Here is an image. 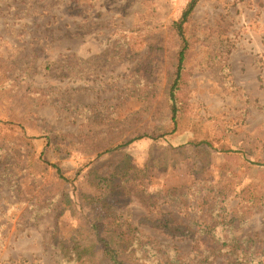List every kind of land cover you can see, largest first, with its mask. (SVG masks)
<instances>
[{
	"label": "rangeland",
	"instance_id": "obj_1",
	"mask_svg": "<svg viewBox=\"0 0 264 264\" xmlns=\"http://www.w3.org/2000/svg\"><path fill=\"white\" fill-rule=\"evenodd\" d=\"M189 1L0 0V264H77L89 222L135 264H264V0L198 1L175 123Z\"/></svg>",
	"mask_w": 264,
	"mask_h": 264
},
{
	"label": "trees",
	"instance_id": "obj_2",
	"mask_svg": "<svg viewBox=\"0 0 264 264\" xmlns=\"http://www.w3.org/2000/svg\"><path fill=\"white\" fill-rule=\"evenodd\" d=\"M198 1L199 0H190L187 3L185 9L183 10L180 18L176 20L173 24L175 32L177 33V35L179 36L181 40V48L178 52V59H177L176 67H175L174 77H173V80H172V83L169 89V94H168V103L170 105L171 112H172V120L175 123L177 121V116H178L179 83L182 77V73L184 70V64L187 58V51L189 48V40L186 35L185 28L190 20V16L193 13ZM134 140H136V138L131 140L130 142H133ZM130 142L117 145L115 148L121 147ZM58 172H60V169H58ZM61 177L62 179L65 180V177L63 175H61ZM89 226H90V229H92L93 233L95 234V239H93L89 243V246H86L84 250L75 251L74 249L76 247L69 250L68 254H70L69 255L70 257L66 258V260L71 261L72 258L76 257L78 259L77 264H135L134 257H131V258L126 257V253L124 250L113 246L112 243L114 241V237L108 238L106 235L103 234V232L101 231V228L103 225L101 223L89 222ZM215 227H217V225ZM224 244L225 242L223 241V245ZM140 245H141L140 241L134 239V246L135 247L138 246V248H135L136 249L135 253L138 255L142 254L139 251ZM223 245L220 246L216 251L214 250V252H217V253L221 252L222 249L224 248ZM94 246H97L98 248L102 249L101 253L99 254L98 262L95 261L96 251H95ZM230 253L236 256L235 257L236 262L238 261V259H240V255L237 256V254L234 252H230ZM155 262L160 263V261L158 260ZM251 263L252 264L260 263V260L253 258L251 260Z\"/></svg>",
	"mask_w": 264,
	"mask_h": 264
}]
</instances>
